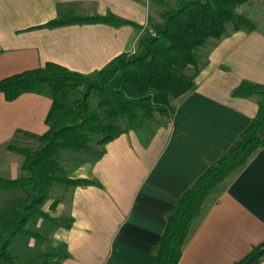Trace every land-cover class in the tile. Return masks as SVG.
Segmentation results:
<instances>
[{"label":"crops","instance_id":"crops-1","mask_svg":"<svg viewBox=\"0 0 264 264\" xmlns=\"http://www.w3.org/2000/svg\"><path fill=\"white\" fill-rule=\"evenodd\" d=\"M177 1L0 0V81L47 63L83 75L99 71L119 55L133 53L148 23L159 21L163 9ZM240 8L256 30L230 34L200 50L206 64L194 89L174 102L171 119L124 131L95 163L79 153L63 155L60 166L69 179L97 184L55 187L45 211L58 201L50 213L58 225L32 224L45 237L46 249L63 248L57 252L68 255L62 264H156L167 216L258 111L255 99L236 98L233 92L243 82L264 85V0H248ZM69 11L85 17L112 14L139 28H39ZM51 104L44 95L28 93L8 102L0 94V178L20 177L22 159L7 146L19 131L45 134ZM16 192H0V224L15 218L9 213L17 207ZM263 242L264 147L208 198L178 264H235Z\"/></svg>","mask_w":264,"mask_h":264},{"label":"trees","instance_id":"trees-1","mask_svg":"<svg viewBox=\"0 0 264 264\" xmlns=\"http://www.w3.org/2000/svg\"><path fill=\"white\" fill-rule=\"evenodd\" d=\"M248 0H178L166 6L159 21H150L133 53L121 54L89 75L47 63L0 81V94L8 102L23 94L51 99L43 135L17 132L7 150L22 159L16 180L0 178V192L21 190L20 217L0 224V264H62L57 252L40 248L46 242L41 231L30 228L42 221L57 226L51 216L58 201L45 211L57 186L76 188L96 185L90 180H71L60 163L64 154L79 153L97 162L105 146L126 130L141 131L156 118L168 121L174 102L190 93L206 59L199 52L230 34L256 30L254 22L238 13ZM103 24L113 27L136 24L115 15L85 17L69 11L39 27L56 29L73 25ZM233 97L255 99L258 111L231 149L178 200L167 216L165 231L155 251L156 264H178L193 224L208 198L230 177L242 170L264 147V85L241 83ZM2 225V226H1ZM20 239L23 241L20 242ZM33 240L35 247L27 242ZM21 250V251H20ZM264 242L235 264H260ZM21 259V260H20Z\"/></svg>","mask_w":264,"mask_h":264},{"label":"rangeland","instance_id":"rangeland-1","mask_svg":"<svg viewBox=\"0 0 264 264\" xmlns=\"http://www.w3.org/2000/svg\"><path fill=\"white\" fill-rule=\"evenodd\" d=\"M243 8H238V13H242V10ZM201 53V51L199 52V54L198 55H201L200 54ZM83 155V154H82ZM86 156V155H85ZM87 157V156H86ZM88 159H90V157H87ZM17 192L16 193H18V194H13L14 195V199H13V202L14 203H16V205H17V207H16V205H14L15 207H16V209L14 210V209H11V211H10V213H9V215L12 217V216H15V218H18V217H20L21 215H20V212H19V209H18V206L23 202V200H24V194H23V192L21 191V190H16ZM12 193H14V192H12ZM55 193V192H54ZM6 196L7 195H9V194H5ZM53 196V195H52ZM46 207V206H45ZM3 225V224H2ZM1 225V226H2ZM30 228H34L32 225L30 226ZM23 240L22 239H20V242H22ZM30 243H32V244H35V242L33 241V240H30L29 242H27V246H29V244ZM35 247V246H34ZM34 247H32V248H34ZM40 248L43 250V251H45V252H47L48 251V249H46L45 247H44V244H42V245H40ZM51 250H52V252H61L62 250H63V248L61 247V246H59L58 247V249H57V247H56V249H55V247L54 246H52L51 248H50ZM50 250V251H51ZM21 251V250H20ZM21 260V259H20ZM21 264H25L24 262H22L21 261Z\"/></svg>","mask_w":264,"mask_h":264}]
</instances>
